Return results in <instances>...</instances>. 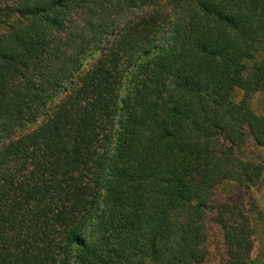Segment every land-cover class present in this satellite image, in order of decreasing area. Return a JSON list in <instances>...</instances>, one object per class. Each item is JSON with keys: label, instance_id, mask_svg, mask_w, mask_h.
<instances>
[{"label": "trees", "instance_id": "trees-1", "mask_svg": "<svg viewBox=\"0 0 264 264\" xmlns=\"http://www.w3.org/2000/svg\"><path fill=\"white\" fill-rule=\"evenodd\" d=\"M256 97L264 0H0V264H199L264 168ZM223 207L224 264H264Z\"/></svg>", "mask_w": 264, "mask_h": 264}, {"label": "rangeland", "instance_id": "rangeland-1", "mask_svg": "<svg viewBox=\"0 0 264 264\" xmlns=\"http://www.w3.org/2000/svg\"><path fill=\"white\" fill-rule=\"evenodd\" d=\"M255 111L262 110L264 107V99L261 97H256L254 100ZM259 113V112H258ZM262 158L264 167V151L258 153ZM259 182L256 186L247 188H236L234 185L230 186L232 188L231 192H224L222 187H218L216 193L210 196L209 202L212 208L207 212L208 221L205 223V232L207 234V240L204 250L203 260L199 264H224L226 260L225 249L223 245V232L220 226L216 223L218 211L215 210L217 206L224 204L221 211V215L227 214L228 208L230 211L234 210L235 206L243 207L245 209L249 208V205L257 208L259 212L260 219L255 216L252 220L251 226L256 225V233L253 237V251L251 253V259H263L264 260V168L262 170ZM243 203L244 205H242ZM210 213V214H209ZM221 217V216H219ZM216 219V220H215Z\"/></svg>", "mask_w": 264, "mask_h": 264}]
</instances>
